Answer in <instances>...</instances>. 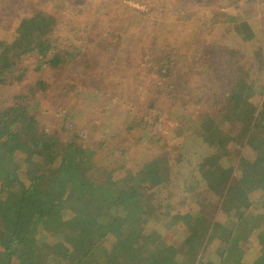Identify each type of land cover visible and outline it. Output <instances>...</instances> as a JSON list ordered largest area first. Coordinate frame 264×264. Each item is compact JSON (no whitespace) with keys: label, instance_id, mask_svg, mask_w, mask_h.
Instances as JSON below:
<instances>
[{"label":"trees","instance_id":"obj_1","mask_svg":"<svg viewBox=\"0 0 264 264\" xmlns=\"http://www.w3.org/2000/svg\"><path fill=\"white\" fill-rule=\"evenodd\" d=\"M12 1L16 3V0H0V24L10 26L8 22L17 18L10 5ZM26 2L18 0L17 8L21 11ZM70 8L73 15L68 21L76 23L83 4L76 2ZM46 10L30 7L25 21L32 30L40 27L42 17L52 14ZM229 23L232 36L238 38L232 25L241 26L244 20L238 22L232 17ZM9 29H4L8 37L6 47L0 50L2 85L24 76L25 67L16 68L20 65L28 63L37 74L46 67L58 68L65 60L63 51L76 36V26L66 36L56 34L54 28L44 29L45 37H37L31 31L22 35L23 28L19 25L17 33L13 31L10 36ZM263 32L249 35L247 31L244 39L251 44L252 52L235 54L232 61L225 39L213 41L216 51L211 64L220 60L225 67L219 68L220 72L212 67V75L220 78L208 79L212 85L205 94L204 105L208 109L212 111L211 98L217 101L218 95L224 94L227 101L223 89L227 92L249 85L252 98L264 89L260 82L264 79ZM115 37L110 43H114ZM19 39L29 43L21 51L13 50V42L18 43ZM97 46L103 56L108 55L110 46L106 39L98 40ZM184 51L194 53L190 61L203 59L199 49L188 45H176L165 52L179 58ZM39 85L45 88L47 83L43 79L33 80L27 93L0 97V264H264V103L242 108L247 117L244 122L228 121V110L219 109L218 116L226 119L217 121L215 133L225 132L226 137L218 136L225 138L227 144L220 140L213 143L199 134L189 157L179 161L169 152L149 158L134 156L118 144L109 147L107 139L98 140L100 149L94 150L67 142L65 132L76 124L74 118L90 116L91 109L82 111L73 102L62 109L52 107L58 128L51 131L53 126L43 118L50 107L42 106L41 111L40 107L38 111L32 108L40 93ZM186 86L179 84L180 92H186ZM173 98L178 100L179 96ZM219 103L214 102V106ZM150 112L131 107L128 130L145 128L146 133L153 132L151 127L157 116ZM196 115L194 123L208 118L215 120L212 115L206 118L200 110ZM65 122L68 127H63ZM88 122L95 126L100 120ZM83 130L89 135L94 133ZM155 133L157 141L163 140V148L173 144L170 140L173 135L164 141L162 132ZM33 134L35 141L49 139L46 144H33ZM63 142L68 145L62 146ZM151 159L157 168L149 173ZM78 173L90 184L81 180ZM194 173H198L199 181L205 186V199L194 216L195 221L199 218L201 221L192 225L195 232L191 238L202 240L198 247H193V241L189 240L181 244L168 242L180 232L189 231L181 213L175 212L172 201L178 196L170 185ZM156 194L164 203L148 205L146 201L156 198ZM207 200L212 206L205 205ZM224 202L230 209L221 208ZM176 230L179 232L174 235ZM24 252L28 254L25 258L20 256Z\"/></svg>","mask_w":264,"mask_h":264},{"label":"rangeland","instance_id":"obj_2","mask_svg":"<svg viewBox=\"0 0 264 264\" xmlns=\"http://www.w3.org/2000/svg\"><path fill=\"white\" fill-rule=\"evenodd\" d=\"M200 1H205L207 6H199L198 0H27L21 11L17 8L18 0L16 3L12 1L10 5L17 18L8 22L10 26L0 24V50L6 47L4 43L8 37L6 33L4 34V29L10 28L7 32L11 36L13 31L17 33L18 25L23 28L22 35H27L29 34L27 32L31 31L32 34L36 32L37 37H45L47 33L43 34V32L48 28H54L56 34L66 36L70 28L76 26V36L71 40V45L63 51L65 60L58 68L46 67L41 74H37L28 63L24 64L26 63L24 62V65L16 67L17 70L25 67L24 76L13 78L12 83L8 85L0 84V97L11 98L14 95L25 94L29 91L33 80L43 79L47 86L45 85L44 88V85H39L40 93L33 102L32 108L38 111L37 107H40L39 111H41L42 106L50 107L48 114L43 118L53 126H50L51 131L58 128L56 124L58 119L55 113L52 114L54 110L52 107L62 109L73 102L82 111L91 109L90 116L85 114L79 120L73 117L76 124L66 130L64 137L67 142L88 150L100 149L98 140L107 139L110 142L109 147L118 144L123 146L122 148H128L134 156L144 155L149 158L151 155L157 157L158 154L169 152L179 161H183L193 151V142L197 141L199 134L213 143L220 140L227 144L225 138L218 136L223 134L226 137L225 132H220L218 135L215 133L217 121L224 118L218 116V110L222 107L228 110L226 115L228 121L244 122L247 117L242 108H249L251 104L254 107L263 104L264 89L254 98L249 97L253 93L249 85H239L240 89H228L227 92L223 89L227 101L224 94L218 95L217 101L211 98L212 111L208 109L204 105V101L207 100L205 94L212 86L208 84V79L220 78L212 75V67L213 70L218 71L219 68L225 67L220 60L211 64L216 51L213 41L225 39L223 40L225 47L231 52L230 61L236 58L235 54L251 53V44L246 42L244 36L247 31L249 35L264 31V6L259 8L250 0ZM76 2H81L83 9L77 13L76 23H70L68 19L73 15V8L70 7ZM30 7L42 10L47 8L46 11L52 12L50 16H54L42 17L40 27L32 30L30 24L25 21L29 17L26 13L29 12ZM201 11L205 12L200 16ZM234 15L238 22L244 20L241 26L232 25L238 38L232 36L230 29L229 20L235 17ZM117 35L122 38L115 37ZM114 37V43H110ZM100 39L109 42L107 56H103L99 51L97 41ZM17 42H13V50L24 49L29 43L23 39ZM235 43L239 46L237 47ZM176 45L196 47L203 55V59L198 62L190 61L189 57L194 54L190 51H184L182 57H179L181 59L167 55L165 52L167 48L172 49ZM250 59L252 60L251 54ZM227 68L232 70L228 65ZM246 82L248 81L242 80V83ZM260 82L264 84V79L261 78ZM154 83L158 86H154ZM171 84L177 86L171 87ZM179 84L183 87L187 84L186 92H180ZM217 86L214 87L216 90ZM173 95H178V100L174 99ZM200 98L202 101H199ZM214 102L220 103L216 107ZM131 107L144 113L148 109L153 116H157V121L151 127L153 132L146 133L145 128L128 130V123L131 125V115H129ZM199 110L206 114V118L212 115L215 120L211 121L208 118L194 123L197 118L196 112ZM97 119L100 123L95 122ZM88 121H94L95 126ZM63 127H68L66 122ZM83 128L93 130L94 133L89 135V132ZM156 131L162 132L164 141L165 137L167 139L173 135L174 138L170 139L173 144L163 148L161 145L163 140L157 141ZM53 133L57 136L56 132ZM31 139L33 144L35 142L46 144L49 138L46 137L43 142L40 139L35 141L33 134ZM174 139L177 141L174 142ZM55 141L53 139V142ZM67 142H63L62 146L68 145ZM246 153L249 154L248 151ZM149 163L151 164L148 166L149 173L154 172L157 168L154 159ZM190 176L180 177L170 185L178 196V199L172 201L175 212L181 213L189 231L178 234L179 231L176 230L174 235H178L168 242L181 244L189 240L193 241V247H198L202 240L195 236L191 238L192 233L195 232L192 231V225L201 221L200 218L195 221L194 216L201 207V201L205 199V186L199 181L201 178L198 173ZM78 177L90 184L89 181L84 180L82 174L78 173ZM167 191H169L168 187L165 191L166 195H168ZM155 197L146 201L147 204L164 203L160 195L156 194ZM156 199H159L158 202ZM204 203L210 205L209 200ZM221 205V208L230 209L226 202ZM20 256L25 258L28 254L24 252Z\"/></svg>","mask_w":264,"mask_h":264},{"label":"crops","instance_id":"obj_3","mask_svg":"<svg viewBox=\"0 0 264 264\" xmlns=\"http://www.w3.org/2000/svg\"><path fill=\"white\" fill-rule=\"evenodd\" d=\"M199 2H198V5L199 6H207V3L205 2V1H200V0H198ZM253 4H256L257 6H259V8L261 7V6H264V1H262L261 2V0H250ZM256 2H258V3H256ZM205 11H201V12H199V15L201 16L203 13H204ZM235 16V15H234ZM230 17V16H229ZM236 17V16H235ZM263 20H264V15H263Z\"/></svg>","mask_w":264,"mask_h":264}]
</instances>
